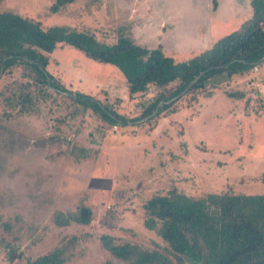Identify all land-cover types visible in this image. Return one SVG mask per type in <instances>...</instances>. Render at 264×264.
I'll use <instances>...</instances> for the list:
<instances>
[{"label":"rangeland","instance_id":"1","mask_svg":"<svg viewBox=\"0 0 264 264\" xmlns=\"http://www.w3.org/2000/svg\"><path fill=\"white\" fill-rule=\"evenodd\" d=\"M52 1L2 0L0 12L32 18L43 28L86 29L106 42L130 30L136 43L161 45L183 60L179 55L190 43L207 34L215 10L214 0H77L64 14L53 15ZM48 71L67 90L108 102L130 119L153 94L151 88L129 98L115 68L67 46L49 55ZM10 81L2 79L0 91ZM225 90L244 98L231 100ZM55 101L30 115H16L0 101V264H24L71 236L86 240L66 264H121L99 238L109 235L147 248L160 244L143 225V203L156 194L172 188L191 197L226 190L264 194V65L257 73L222 80L208 98L182 99L174 114H155L148 124L108 127L90 111L73 113L69 100ZM72 148L87 150L86 158L74 160ZM80 204L92 210L89 224H55L57 212H74ZM9 248L20 257L10 261Z\"/></svg>","mask_w":264,"mask_h":264},{"label":"trees","instance_id":"2","mask_svg":"<svg viewBox=\"0 0 264 264\" xmlns=\"http://www.w3.org/2000/svg\"><path fill=\"white\" fill-rule=\"evenodd\" d=\"M76 1L53 0L49 12L64 14ZM250 7V18L237 29L183 60L167 54L161 45L147 47L136 43L130 30L121 32L113 42H106L86 29L63 25L43 28L32 18L0 12V82L6 77L11 79L0 91V101L12 107L16 115H30L40 112L43 103L64 98L74 105L73 113L90 111L108 127H124L133 121L148 124L154 118H146L154 110L157 109L155 117L174 114L182 99L191 97L197 101L200 94L208 98L222 80L244 76L264 65V0H250ZM60 46L115 68L126 81L129 98L148 94L152 88V96L139 104L141 113L126 118L108 102L67 90L48 71L49 55ZM223 92L231 100L244 98L240 92ZM175 97V101L167 103ZM87 153L85 149L71 150L76 161L86 158ZM143 210L145 229L154 231L161 241L154 248L109 235L99 238L102 249L121 264H264V194L226 190L191 197L172 188L150 197L143 203ZM92 217L91 208L80 204L74 212H57L54 222L59 227L71 223L87 225ZM85 240V236H71L46 254L26 259L24 264H66ZM19 255L12 248L7 251L10 261Z\"/></svg>","mask_w":264,"mask_h":264},{"label":"crops","instance_id":"3","mask_svg":"<svg viewBox=\"0 0 264 264\" xmlns=\"http://www.w3.org/2000/svg\"><path fill=\"white\" fill-rule=\"evenodd\" d=\"M214 2L215 10L212 13L213 18L211 19L209 25L207 24V26H205V28L207 29V34L205 35L206 38L203 36L199 37V40L194 41V43H190L192 48H186V54L179 56L190 58L193 55H197L200 52L210 48L216 38H220L221 36L237 29L240 24L250 18L252 14L250 0H223L222 4L219 2V0H214ZM222 7L226 9L228 14L226 15L227 17H225L221 13ZM228 26H232L231 31H227ZM222 30H224V32Z\"/></svg>","mask_w":264,"mask_h":264},{"label":"water","instance_id":"4","mask_svg":"<svg viewBox=\"0 0 264 264\" xmlns=\"http://www.w3.org/2000/svg\"><path fill=\"white\" fill-rule=\"evenodd\" d=\"M263 59H264V57H263ZM2 66H3V64H1L0 65V77H1V75H2ZM219 67H222V66H219ZM206 73V71H204V72H201L198 76H196L195 78H194V80L193 81H191L188 85H187V87L185 88V90L180 94V95H183L198 79H200L204 74ZM47 81L49 82V79H47ZM63 94H65V95H69V94H67V93H63ZM71 96H73V95H71ZM178 97H175V98H173V99H171L169 102H167V103H171V102H173V101H175L176 99H177ZM161 105V104H160ZM157 113V109L156 110H154V112L150 115V116H148L146 119H148V118H150V117H152V116H154L155 114Z\"/></svg>","mask_w":264,"mask_h":264},{"label":"built area","instance_id":"5","mask_svg":"<svg viewBox=\"0 0 264 264\" xmlns=\"http://www.w3.org/2000/svg\"><path fill=\"white\" fill-rule=\"evenodd\" d=\"M258 71V69L255 67V68H253V72H257ZM256 86H258V84H256Z\"/></svg>","mask_w":264,"mask_h":264}]
</instances>
